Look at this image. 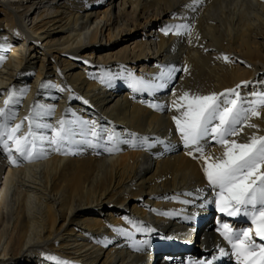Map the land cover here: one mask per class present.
Here are the masks:
<instances>
[{
  "label": "bare ground",
  "instance_id": "obj_1",
  "mask_svg": "<svg viewBox=\"0 0 264 264\" xmlns=\"http://www.w3.org/2000/svg\"><path fill=\"white\" fill-rule=\"evenodd\" d=\"M174 25L188 30L177 35ZM0 45L9 124L36 111L40 123L71 121L75 133V154L45 144V156L13 164L0 149V264H143L202 205L217 207L219 189L176 130L173 102L242 81L251 82L239 89L248 99L264 91V0H0ZM224 55L230 62L217 59ZM165 66L188 71L163 89L133 90L129 73L149 81ZM261 112L250 121L258 129L244 127L238 142L264 135ZM92 121L118 134L113 151L107 133L91 137ZM201 145L203 156H222L211 137ZM231 217L207 223L196 251L160 254L156 264H238L223 225L253 234L255 226L243 210Z\"/></svg>",
  "mask_w": 264,
  "mask_h": 264
},
{
  "label": "snow or ice",
  "instance_id": "obj_2",
  "mask_svg": "<svg viewBox=\"0 0 264 264\" xmlns=\"http://www.w3.org/2000/svg\"><path fill=\"white\" fill-rule=\"evenodd\" d=\"M171 27L177 29V35L182 34L181 28L188 30L187 25ZM165 34H168L167 30ZM217 59L230 62L227 55ZM177 71L187 72L188 69L167 67L166 71L162 70L154 80L149 81L143 77H134L132 73H129V76L132 77L134 91L153 92L165 88ZM250 83V81H242L235 88L207 95L185 91L178 102H173L180 115L173 116L172 119L185 147L190 149L189 154L192 155L194 151L200 153L204 159L203 171L207 181L209 185L219 189L218 209L229 216H236L243 210V214L250 217L252 225L255 226L253 234L252 228L237 233L228 224L223 225L224 231L221 235L234 249L238 264H264V135L253 133L246 142H238L234 138L243 131L244 127L258 129V125L250 121L253 117L260 119L262 116L264 91L251 93L252 99L242 96L239 91L241 87H247ZM8 104L9 101H5V107L0 108V149L7 154L13 164L17 162V155L28 161L45 156L47 154L45 144L51 150L64 155L75 154L69 151L74 143L75 134L73 128L69 127L71 121L60 120L57 126L53 127L40 123L42 113L34 111L29 116H25L20 123L11 126L9 121L14 120L15 113L8 109ZM50 113L51 110L48 114ZM25 121H27V131L22 133L21 129ZM48 128L53 135L48 136L38 131ZM88 131L94 140L101 139L102 134L107 133L105 144L111 145L105 149L108 152L113 151L116 146L113 141L117 144L121 142L117 133L108 132L95 121L90 123ZM208 137L222 146L221 157L203 156L201 141ZM85 142L93 147L100 146L93 144L91 140ZM129 223L135 222L129 221ZM136 230L150 231L139 226ZM117 231L122 235H129L126 230L117 229ZM257 240L261 243H257ZM220 252L224 254V249L221 248ZM57 264H70V262L57 261Z\"/></svg>",
  "mask_w": 264,
  "mask_h": 264
},
{
  "label": "rangeland",
  "instance_id": "obj_3",
  "mask_svg": "<svg viewBox=\"0 0 264 264\" xmlns=\"http://www.w3.org/2000/svg\"><path fill=\"white\" fill-rule=\"evenodd\" d=\"M121 47V46H120ZM136 72V71H135ZM138 73H140V74H142L143 73V71H141V70H139V72ZM196 251V250H195ZM191 252V251H190Z\"/></svg>",
  "mask_w": 264,
  "mask_h": 264
}]
</instances>
